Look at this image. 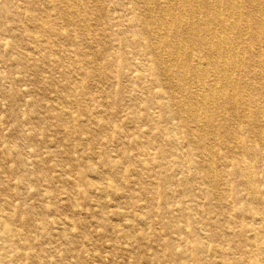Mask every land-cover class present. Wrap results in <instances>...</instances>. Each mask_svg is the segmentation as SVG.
I'll return each instance as SVG.
<instances>
[{
  "label": "rangeland",
  "instance_id": "1",
  "mask_svg": "<svg viewBox=\"0 0 264 264\" xmlns=\"http://www.w3.org/2000/svg\"><path fill=\"white\" fill-rule=\"evenodd\" d=\"M135 6L0 0V235L9 240L0 264H264V138L244 134L256 151L241 155L239 174L231 135L205 136L194 164L181 121L160 106L151 53L136 43ZM48 19L59 25L31 32ZM253 110L218 120L235 127ZM106 151L117 168L106 166Z\"/></svg>",
  "mask_w": 264,
  "mask_h": 264
},
{
  "label": "bare ground",
  "instance_id": "2",
  "mask_svg": "<svg viewBox=\"0 0 264 264\" xmlns=\"http://www.w3.org/2000/svg\"><path fill=\"white\" fill-rule=\"evenodd\" d=\"M135 5L131 26L138 28L134 35L136 43L140 44L144 39L151 53L150 75L163 86L159 92L160 106L167 118L181 121V131L193 143L192 161L196 165L199 163L193 152L200 145L206 147L205 136L216 140L220 135L226 138L231 135L232 143L235 142L232 148L238 150L232 167L239 174L241 155L254 159L256 151L244 134L251 132L258 138H264L260 116L263 114L264 84L258 89L259 92L262 90L261 94L249 82L254 75L264 79V0H135ZM6 10L1 7L0 14ZM61 16L62 19L69 17L68 11L62 9ZM66 22L70 23L69 20ZM56 25L59 24L48 19L39 26H31V32L38 35L48 27L55 29ZM82 59L87 63L86 56ZM257 63L261 66L260 73L255 70ZM143 78L144 75L138 76V80ZM194 79L199 89L195 88ZM173 90L182 94L181 101ZM145 101L149 110L152 99L149 97ZM241 107L246 110L254 107L252 115L241 117V124L234 127L229 126V119L218 120L219 114L240 119ZM145 117L152 119L149 113ZM58 119L64 124L65 116L59 114ZM255 125L260 126L259 129ZM105 157L109 159L106 166L111 169L118 167L119 162L107 151ZM140 158L137 165L143 166L146 160ZM252 165L249 164L245 172V187L249 190L251 202L258 194V188L250 180L253 171L249 167ZM111 177L116 179L118 174ZM208 185L213 190L218 189L215 181H208ZM253 210L254 214L261 216L259 209ZM8 220L6 217L5 221ZM5 237L0 235V242L9 241ZM4 257V252L0 253V262Z\"/></svg>",
  "mask_w": 264,
  "mask_h": 264
}]
</instances>
